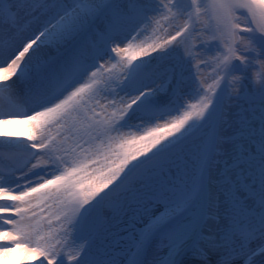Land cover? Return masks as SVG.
<instances>
[{
	"label": "snow or ice",
	"instance_id": "obj_1",
	"mask_svg": "<svg viewBox=\"0 0 264 264\" xmlns=\"http://www.w3.org/2000/svg\"><path fill=\"white\" fill-rule=\"evenodd\" d=\"M17 253L264 264V0H0V264Z\"/></svg>",
	"mask_w": 264,
	"mask_h": 264
},
{
	"label": "bare ground",
	"instance_id": "obj_2",
	"mask_svg": "<svg viewBox=\"0 0 264 264\" xmlns=\"http://www.w3.org/2000/svg\"><path fill=\"white\" fill-rule=\"evenodd\" d=\"M161 23L163 24V21H162ZM17 256L20 258V260H21V264H24V261H23V253H17ZM31 264H38V259L33 260V261L31 262Z\"/></svg>",
	"mask_w": 264,
	"mask_h": 264
}]
</instances>
